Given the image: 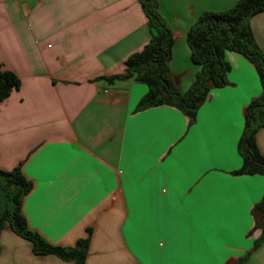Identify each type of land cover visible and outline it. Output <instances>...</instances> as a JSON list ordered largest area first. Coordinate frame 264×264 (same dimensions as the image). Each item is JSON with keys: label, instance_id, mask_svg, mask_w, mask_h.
<instances>
[{"label": "crops", "instance_id": "crops-1", "mask_svg": "<svg viewBox=\"0 0 264 264\" xmlns=\"http://www.w3.org/2000/svg\"><path fill=\"white\" fill-rule=\"evenodd\" d=\"M238 1L158 0L181 92L199 72L192 26ZM251 28L264 51V12ZM150 38L138 0H0V65L21 80L0 102V169L20 167L34 185L22 204L28 227L62 247L91 229L85 264H264L252 214L264 176L232 174L246 109L262 93L254 64L227 52V85L190 126L171 106L137 112L145 84L100 79L123 74ZM256 142L264 157V128ZM0 264L74 262L35 255L5 226Z\"/></svg>", "mask_w": 264, "mask_h": 264}, {"label": "trees", "instance_id": "trees-1", "mask_svg": "<svg viewBox=\"0 0 264 264\" xmlns=\"http://www.w3.org/2000/svg\"><path fill=\"white\" fill-rule=\"evenodd\" d=\"M150 29L149 43L126 61L125 72L109 78L108 82L134 80L148 87L147 94L139 102L136 111L159 106H171L189 118V125L196 122L197 113L213 88L227 85L231 67L227 52L246 57L254 64L259 75L262 93L246 109L245 129L238 142L242 166L232 174L263 175L264 157L261 155L256 134L264 128V51L255 41L251 19L264 12V0H239L232 8L222 12H205L192 26L187 36L192 62L199 67L194 83L181 92L171 79L170 61L174 45L173 34L165 19L158 12V0H138ZM21 87L20 78L0 65V102ZM29 181L18 167L11 172L0 169V233L5 226L21 238L29 241L37 256L54 255L65 262L85 264L91 239L87 236L74 247L55 246L37 232L32 231L22 213L24 198L32 191ZM254 230H261L254 249L264 243V196L253 211ZM245 262V259L242 260Z\"/></svg>", "mask_w": 264, "mask_h": 264}]
</instances>
